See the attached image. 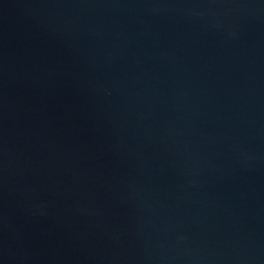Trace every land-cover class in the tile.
I'll return each mask as SVG.
<instances>
[{
	"label": "water",
	"instance_id": "water-1",
	"mask_svg": "<svg viewBox=\"0 0 264 264\" xmlns=\"http://www.w3.org/2000/svg\"><path fill=\"white\" fill-rule=\"evenodd\" d=\"M0 264H264V0H0Z\"/></svg>",
	"mask_w": 264,
	"mask_h": 264
}]
</instances>
